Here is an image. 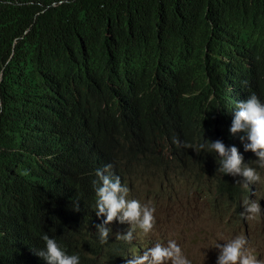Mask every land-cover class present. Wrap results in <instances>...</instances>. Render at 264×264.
<instances>
[{
  "label": "trees",
  "instance_id": "1",
  "mask_svg": "<svg viewBox=\"0 0 264 264\" xmlns=\"http://www.w3.org/2000/svg\"><path fill=\"white\" fill-rule=\"evenodd\" d=\"M251 92L264 95V0H0V264H36L11 227L58 240L87 209L74 196L108 164H135L116 174L146 182L158 168L207 180L198 193L238 189L221 172L193 176L219 157L184 145L223 141L225 114ZM66 240L74 254L94 244Z\"/></svg>",
  "mask_w": 264,
  "mask_h": 264
},
{
  "label": "clouds",
  "instance_id": "2",
  "mask_svg": "<svg viewBox=\"0 0 264 264\" xmlns=\"http://www.w3.org/2000/svg\"><path fill=\"white\" fill-rule=\"evenodd\" d=\"M225 119L230 125V135L227 137V134H224L223 141L216 139L215 134L214 137L206 140L207 144L201 143L197 147L185 144L184 147H191L198 154L202 149H206L207 152H215L219 157L217 171L238 177L240 180L236 181L237 183H234V179H232V183H234L232 185L238 189H240L241 181L246 182L245 187L260 182V170L264 169V95L251 92L241 97L225 114ZM244 150L253 152V156L247 157L245 161L242 156ZM111 168L112 165L108 164L102 170L98 169L96 171L97 179L92 182L97 197L94 211L97 217H105L103 222L97 225V230L101 242L105 243L108 241L110 233L108 224L118 220V224L122 223L124 226V223L127 222L134 227H129L122 234L116 228L117 235L114 240L122 239L131 242L134 238L135 227L141 229L145 234L151 231L155 222V208L147 204L142 205L138 198L136 200L128 199L129 188L121 184L120 177L107 174L110 173ZM158 170H162V168H158ZM168 186H174V184H168ZM251 191L252 189H248L243 193ZM201 194L205 193L201 191ZM212 194H214L213 190L206 193L210 197ZM222 201L227 200L222 198ZM242 206L244 211L240 215L245 219H255L261 212V206L257 201L245 199L242 201ZM74 210L78 211V206H75ZM42 239L45 246L41 243L42 247L35 253L38 257L46 260L47 264H80L78 254H67L48 235H44ZM218 241H224V243L221 244ZM247 244L248 239L242 234L228 239L218 238L212 246L219 250L216 264H264V259L258 258L247 247ZM126 264H192V261L185 256L175 240H168L166 245L161 243L154 245L153 242L142 255L134 256L133 259L127 260Z\"/></svg>",
  "mask_w": 264,
  "mask_h": 264
},
{
  "label": "rangeland",
  "instance_id": "3",
  "mask_svg": "<svg viewBox=\"0 0 264 264\" xmlns=\"http://www.w3.org/2000/svg\"><path fill=\"white\" fill-rule=\"evenodd\" d=\"M146 176L149 177V174ZM260 177L261 180L257 183L260 189L255 187L250 193L257 194L262 199V203L259 204L264 205V169L260 170ZM148 186L152 188L150 182L137 184V188H143L144 193L141 192V196L144 195L145 204L155 208V222L149 233L162 242L165 239H173L183 245L185 256L192 264H216L219 250L212 246L218 238L228 239L241 234L248 239L247 247L258 258L264 259V206H261V212L255 219H245L241 217V212H235L232 204L226 205L225 202L214 204V194L210 197L199 194L192 188V195L187 196L188 188L182 189L186 184L178 179L165 178L164 190L160 189L157 192L159 197L153 196L152 191L146 193L150 190ZM196 186L200 190H207L202 189L205 185L196 183ZM153 199L159 200V204L153 202ZM139 233V228L136 227L135 235ZM135 241H138L137 237ZM218 243L223 244L224 241ZM166 244L167 241L164 242V245Z\"/></svg>",
  "mask_w": 264,
  "mask_h": 264
},
{
  "label": "bare ground",
  "instance_id": "4",
  "mask_svg": "<svg viewBox=\"0 0 264 264\" xmlns=\"http://www.w3.org/2000/svg\"><path fill=\"white\" fill-rule=\"evenodd\" d=\"M158 163L165 164L166 172H180L178 168V164H176V166L173 167L174 170H172L171 168L172 164L170 165L166 164V160L160 161L156 159L154 166H156V164ZM134 166L135 164H132V170L125 171V169L127 168V165L124 164L123 166H120V164H118L116 169L114 170L111 169L112 172L107 173V174H110L113 177L119 176L121 180V184L123 186H126V182H128V188H129L128 196H130V199L136 200V198H138V201L142 205H145L144 195L142 194L141 196V194H137L136 191L138 189L137 184L143 185L144 183H146V180H142V178L137 173V171H136V174H130V178L116 174L118 170H120L121 172H134V170H136ZM198 166H206V165H204L203 163H199ZM154 170L156 169L154 168ZM188 170H191V168L188 167ZM188 170L185 172H190ZM159 171L160 170H156V172H153L151 174L148 173L149 177L147 176L144 177V178H160V180H156V182H150L152 188L146 191V193H149V191H152L153 196L159 197L157 195V192H159L160 189L164 190L165 178H169V177H172L178 180H179V177L184 178V180H180V181L186 184V186H182V189L188 188L187 196L192 195V192H191L192 188H194V190H200V188H198L196 184L194 183L188 184L189 175L182 176L181 174H170V176H168V174H163V175L160 174ZM191 172L193 176L195 174H198V178H209L210 175L217 176V174L219 173V171H216V172L207 171L208 174H206L204 171L200 172L199 170H195V169L191 170ZM92 175H93L92 172L83 173V176L85 177L92 176ZM132 178H134V182H132ZM138 178H140V180H138ZM217 179H218V184H226V185H232V184L234 185V183H237L236 181L240 180L238 179V177H233L228 174L227 176H222V177L219 176L217 177ZM232 179H234V183H232ZM199 181H205V182H198L201 185L210 186V184H208L206 180H199ZM245 183L246 182L241 181L240 189H242V191H248V189H252V191H254V187H256L257 189H260L257 183L250 184L248 187L244 186ZM216 187H217L216 192H218V194L214 192V197H213L214 204H219L220 202H225V204L228 203V205L232 204L235 209V212L243 211L244 208L242 206V201H244L246 197H248L250 201H257L258 203H262V199L258 197L257 194L255 193H240V189H233L232 193H230V188L228 187H225V186H216ZM91 188L92 189L90 190H84V191L77 193L73 198V202L75 204L81 205L89 197L88 202L91 201V202H94V204L90 205L87 202V209L81 213L80 217L77 216V219H70V222L65 227L63 226L61 228L59 227L58 229L60 231V237L58 238V240L55 239L56 237L55 238L50 237V238H53L57 242V244L63 251H65L67 254H70V255L73 253L69 251V247L72 245L73 242L70 240L67 241L66 240L67 236H78L84 240L93 241L94 244L92 245L83 244L79 246L80 253L78 255L80 257V264H98V260H100V264H114V262H116V264H126L127 260L133 259L134 256L142 255L148 248H150L151 247L150 242L152 240H154V245L157 243L164 244V242L168 241V239H165L162 242L161 239H155V237L151 233L148 232L145 234L141 229H139L140 233L138 235H135V230H134L133 232L134 238L131 242H126L122 239H118V243L120 244V246H118L117 244H114V241H113L117 235L116 228H118L119 233L122 234V233H125L129 227H134V226H130L127 222H125L124 226H122V223L118 224V220H114L113 222L108 224V228H110V233L108 236V241L104 243V248H102V242L100 240L99 231L97 230V225L101 224L103 220L105 219V217L96 216L94 209H95L97 197L95 194L94 186L92 185ZM130 188H132V190H130ZM236 193H238V199H232V201H222V198H218V196L228 197V195H230V197H236ZM252 195H254V199H252ZM234 201H236V205H234ZM153 202H157L159 204V200L155 201L153 199ZM260 206H264V205H260ZM44 214H45L44 212L36 213V216L40 217L41 219H44ZM83 215H87V217H83ZM88 216H90V218H88ZM94 220H96V222H94ZM38 223L39 222H37V224ZM31 224L34 225V222L32 221ZM86 224H88V226H86ZM24 233H28L29 236L26 237ZM84 234H86V236H84ZM10 235L11 237L14 238L16 245L21 244V249L22 248L27 249L29 247L32 249V255H33V258L36 264H47L46 260L42 259V257H38V255H36L35 253V251L38 252L40 250V247H42V245L45 246L43 239L39 238L37 234L33 235V232L25 229L24 225L22 223H19L17 224V227H14V226L11 227ZM14 235H16V237H14ZM136 237L138 238L137 242L135 241ZM170 240H173V239H170ZM22 243H24V245H22ZM40 243H42V245H40ZM136 244H138V246H136ZM177 244L182 248L184 252L185 247L179 243ZM112 248L115 249L114 252H112ZM130 250H132V252H130ZM100 252H102V258H100ZM116 252H118V254H116ZM110 256H112V262H110ZM36 257H38V259H36ZM82 260H84V262H82ZM42 261H44V263H42Z\"/></svg>",
  "mask_w": 264,
  "mask_h": 264
}]
</instances>
